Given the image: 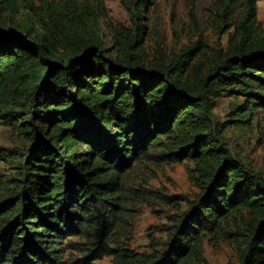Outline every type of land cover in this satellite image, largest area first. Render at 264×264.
<instances>
[{
  "label": "trees",
  "instance_id": "1",
  "mask_svg": "<svg viewBox=\"0 0 264 264\" xmlns=\"http://www.w3.org/2000/svg\"><path fill=\"white\" fill-rule=\"evenodd\" d=\"M260 1L214 0L226 48L199 40L169 58L143 48L142 13L157 0H122L136 29L112 49L43 18L33 0H0V91L14 94L0 123L31 144L18 178H0V264H207L205 242L240 245L238 264H264V176L224 141L244 120L217 123L214 114L221 97L243 100L233 117L264 113ZM97 6L105 11L103 0ZM23 10L35 25L16 22ZM148 160L192 164L199 193L166 239L141 252L130 246L122 173ZM148 193L162 197L135 192ZM71 238L87 253L63 263Z\"/></svg>",
  "mask_w": 264,
  "mask_h": 264
},
{
  "label": "rangeland",
  "instance_id": "2",
  "mask_svg": "<svg viewBox=\"0 0 264 264\" xmlns=\"http://www.w3.org/2000/svg\"><path fill=\"white\" fill-rule=\"evenodd\" d=\"M105 11L97 6V0H33L43 18H50L59 25H68L81 34L99 36L112 49L115 40L121 34L135 33L134 20L125 9L122 0H103ZM214 0H157L156 4L142 13L146 30L143 36V48L151 57L157 50L172 58L183 48L201 40L210 49H225L228 35L223 34L212 14ZM258 22L264 30V0L257 4ZM106 12V17L104 13ZM18 24L35 25L32 15L23 10L16 17ZM64 24V25H63ZM13 90L0 91V111L11 109ZM242 99L221 97L215 102V122L226 123L233 118L244 123L230 125L223 137L232 154L239 158L250 170L264 176V113L258 112L249 122L246 116L233 117ZM31 149V144L18 136L11 128L0 123V178L14 181L18 178L17 166L23 154ZM189 168L193 165H164L148 160L136 163L122 173L127 199L124 203L127 218L130 246L137 251H145L151 238L165 240L171 226L178 216L187 209L199 193L189 178ZM143 189L146 198H138L135 192ZM1 193V190H0ZM145 197V196H144ZM165 197V198H164ZM172 198V200L167 199ZM80 244L78 250L67 247V242ZM63 246L62 262L72 263L84 257L88 245L79 238H71ZM207 264H238L241 246L221 242L214 245L205 242ZM94 264H112L111 258H104Z\"/></svg>",
  "mask_w": 264,
  "mask_h": 264
}]
</instances>
